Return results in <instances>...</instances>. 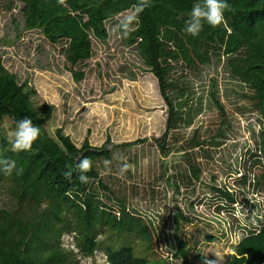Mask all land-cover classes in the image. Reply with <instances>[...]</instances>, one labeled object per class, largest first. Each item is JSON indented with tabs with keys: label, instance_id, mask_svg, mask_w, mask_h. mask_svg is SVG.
I'll return each instance as SVG.
<instances>
[{
	"label": "rangeland",
	"instance_id": "rangeland-1",
	"mask_svg": "<svg viewBox=\"0 0 264 264\" xmlns=\"http://www.w3.org/2000/svg\"><path fill=\"white\" fill-rule=\"evenodd\" d=\"M21 7L0 0L3 66L18 84L26 83L35 92L31 101L38 114L44 104L52 107L44 125L50 137L61 129L77 148L85 140L95 148L110 140L106 148L111 151V164L96 163L98 181L89 187L111 212L118 214L124 207L148 229L147 242L132 234L97 230L99 249L93 263L106 264L108 246H129L136 257L153 264H182L173 256L174 241L179 240L186 244L193 264H202L198 256L225 264L237 244L264 225V192L257 187L264 163L250 157L258 155L263 124L249 99L251 91L232 76L219 45L205 48L207 64L188 66L181 60L170 64V79L189 92L186 108L196 116L189 128L171 131L162 143L157 141L165 132L167 107L136 46H127L126 36L121 35L120 21L128 11L105 22V44L90 38L92 57L74 68L83 73L82 80L74 82L66 68L65 43L50 45L38 31H23ZM14 127L9 118L0 122L7 153H15L8 142ZM193 137L197 147L191 146ZM135 141L145 142L129 149L111 146ZM125 163L130 167L121 173ZM191 168L199 170L197 179ZM244 176L246 184L241 181ZM217 190L229 193L233 202ZM71 198L81 201L78 196ZM4 205L0 191V207ZM61 240L64 249L78 255L72 235ZM75 261L89 264L79 256Z\"/></svg>",
	"mask_w": 264,
	"mask_h": 264
},
{
	"label": "trees",
	"instance_id": "trees-1",
	"mask_svg": "<svg viewBox=\"0 0 264 264\" xmlns=\"http://www.w3.org/2000/svg\"><path fill=\"white\" fill-rule=\"evenodd\" d=\"M20 3L23 31H38L50 45L64 42L63 55L74 82L83 73L74 71L79 64L92 57L90 38L102 44L108 40L105 22L127 12L138 0H6ZM197 0H150L140 14L139 24L126 36V45H135L144 66L155 77L159 94L167 107L165 132L157 142H164L171 131L189 128L196 113L187 109L190 94L170 79V66L181 60L188 66L207 64L205 48L219 45L222 55L229 59L232 76L251 91L263 124L258 136V155L264 163V0H228L226 22L215 27L205 25L196 37L182 31L184 20ZM19 38V34L17 35ZM26 83L18 84L15 75L2 64L0 55V122L9 118L14 124L28 116L41 128L40 136L27 152L7 153L8 143L0 137V160H15L22 174H7L0 166V191L5 205L0 207V264H74L75 258L93 259L99 249L97 230L114 234H132L147 242V226L141 218L130 215L124 207L118 214L111 212L89 187L98 181L96 163L111 159L107 139L100 148L87 140L77 148L61 129L52 138L44 129L50 120L52 107L44 104L38 114L32 104ZM220 107V106H219ZM221 113L222 112V108ZM145 141L111 145L113 150L129 149ZM191 146L199 143L193 137ZM162 151V147H160ZM260 155V157H259ZM83 157L92 161L86 173L87 183H81L75 170ZM198 178V169L191 168ZM243 184L248 181L241 178ZM101 189L104 185L98 183ZM264 192V173L257 179V187ZM220 192L233 202L229 193ZM70 193V195H69ZM78 196L81 201L72 200ZM179 218H182L179 215ZM178 219H175L177 223ZM72 235L78 255L62 246V236ZM174 257L182 264L189 260L186 244L175 240ZM106 264H153L136 257L133 249L124 246L104 249ZM202 264H216L197 257ZM94 264V263H92ZM225 264H264V225L250 232L235 248V254Z\"/></svg>",
	"mask_w": 264,
	"mask_h": 264
},
{
	"label": "clouds",
	"instance_id": "clouds-1",
	"mask_svg": "<svg viewBox=\"0 0 264 264\" xmlns=\"http://www.w3.org/2000/svg\"><path fill=\"white\" fill-rule=\"evenodd\" d=\"M149 2L150 0H138L128 10V13L123 17L119 25L122 36H127L131 28L138 26L140 14L149 6ZM230 9L231 5L228 3V0H197L184 20L182 31L189 36L196 37L205 25L215 28L225 23V13ZM40 132L41 128L35 125L30 117L25 116L19 119L9 136L8 142L11 145V151L19 153L31 150L34 142L40 136ZM104 164L107 167L111 164V161L105 160ZM0 166H2V170L7 174L15 171L16 175H20L23 172V169L18 167L15 160H0ZM91 167L92 161L88 157H83L77 162L75 170L79 174L78 179L81 183H87L89 180L86 173ZM129 167V164H123L121 173L126 172Z\"/></svg>",
	"mask_w": 264,
	"mask_h": 264
},
{
	"label": "built area",
	"instance_id": "built-area-1",
	"mask_svg": "<svg viewBox=\"0 0 264 264\" xmlns=\"http://www.w3.org/2000/svg\"><path fill=\"white\" fill-rule=\"evenodd\" d=\"M85 261H88L89 264H92L93 263V260L92 259H88V260H85ZM106 262V260H105Z\"/></svg>",
	"mask_w": 264,
	"mask_h": 264
}]
</instances>
